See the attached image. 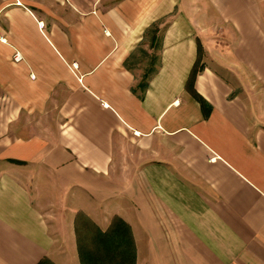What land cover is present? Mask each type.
<instances>
[{"label": "crops", "instance_id": "1", "mask_svg": "<svg viewBox=\"0 0 264 264\" xmlns=\"http://www.w3.org/2000/svg\"><path fill=\"white\" fill-rule=\"evenodd\" d=\"M152 24L141 97L125 61ZM221 24L238 92L208 63ZM246 65L264 78V0H0V264H76L83 218L125 223L136 264H264V91Z\"/></svg>", "mask_w": 264, "mask_h": 264}, {"label": "trees", "instance_id": "2", "mask_svg": "<svg viewBox=\"0 0 264 264\" xmlns=\"http://www.w3.org/2000/svg\"><path fill=\"white\" fill-rule=\"evenodd\" d=\"M147 39L150 40V47L157 50L161 48V36L159 35L157 24H152L149 28H147L143 40L135 51L129 55L127 61H125V66L127 68H132L131 61L135 58L137 52L146 56L149 55L148 50H144L142 48ZM198 46L199 51H201L202 48L200 43ZM159 65V56L151 55L150 62L136 85V88L140 91L141 97L149 85V80L156 73ZM197 71L198 68L195 66V68H193L192 76L189 79V86L192 85V81ZM136 88L134 90H136ZM190 89L193 97L197 99L204 108L206 106L205 100L194 89H192V87H190ZM118 221L119 222H117L113 228L107 231L97 230L95 248L88 249L79 245V256L82 264H136V248L134 241L131 240L130 229L125 225V223L120 220ZM37 264L50 263L46 258H44Z\"/></svg>", "mask_w": 264, "mask_h": 264}, {"label": "rangeland", "instance_id": "3", "mask_svg": "<svg viewBox=\"0 0 264 264\" xmlns=\"http://www.w3.org/2000/svg\"><path fill=\"white\" fill-rule=\"evenodd\" d=\"M115 1H118V0H104V2L107 4L113 3ZM226 27H227L226 25L223 26L222 24L221 26H218V27L212 26V28L208 26V28H210L209 30L218 31V34H213L212 36H210L211 38L210 40L213 41L211 51H212V54L215 55L216 57L215 58L210 57L208 63H210L211 66H213L219 73H221L225 77V79L231 82L232 86L234 87V92H238L241 89V85L237 81L238 79L235 78L233 73L225 71L222 68L220 62L218 61L220 60V61H223L224 63H227L229 62L231 58H234V57L236 58L237 56L236 51L228 49L229 43H232V38H231V35L228 34ZM224 45L226 48L224 47ZM142 48L144 50H148L149 55L146 56V55L141 54L140 52L139 53L137 52L135 58L132 59L131 61L133 69L141 77L143 75L144 70L146 69L147 65L150 62L151 55H158V50L153 47H150L149 39L146 40V43L142 46ZM247 57L248 56L246 55V59ZM235 68L239 69V71L241 72L240 76L243 79L242 86H244L246 90H248L249 92L250 91L253 92V90L255 89H256L255 90L256 92L264 91V78H258L257 74H255L254 70L251 67H248L246 65L244 67L235 66ZM257 69L259 70V68ZM260 72L261 73L259 74L264 76V68L260 69ZM257 82L258 84L255 85V83ZM259 82L261 83V85H259ZM81 220L83 221H81L80 223L81 225L77 229V236L79 240H75L76 246H77L76 247L77 254H78V260L76 264H82L80 260V256H79V245H81L83 248H88V249L95 248L96 247V235H97V230H98L97 228L94 227L93 224L89 223L86 218L85 219L83 218ZM46 259L49 261L50 264L58 263L55 260H51L49 258H46ZM63 260H64L62 261L63 264H74L72 260H69V261L65 259ZM59 263H61V260L59 261Z\"/></svg>", "mask_w": 264, "mask_h": 264}, {"label": "built area", "instance_id": "4", "mask_svg": "<svg viewBox=\"0 0 264 264\" xmlns=\"http://www.w3.org/2000/svg\"><path fill=\"white\" fill-rule=\"evenodd\" d=\"M20 59H21L20 54H19L18 52H16V53L14 54V56H13V60H14V61H19Z\"/></svg>", "mask_w": 264, "mask_h": 264}]
</instances>
